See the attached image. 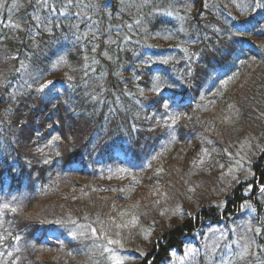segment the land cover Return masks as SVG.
<instances>
[{"label": "trees", "instance_id": "trees-1", "mask_svg": "<svg viewBox=\"0 0 264 264\" xmlns=\"http://www.w3.org/2000/svg\"><path fill=\"white\" fill-rule=\"evenodd\" d=\"M48 4L57 11L0 0V205L17 209H0V261L112 264L107 246L125 264H258L235 253L254 235L249 220L264 219V8L256 0ZM160 97L181 114L175 140ZM238 161L255 175L230 173ZM133 214L135 226L111 223ZM101 227L123 247L107 245Z\"/></svg>", "mask_w": 264, "mask_h": 264}, {"label": "snow or ice", "instance_id": "snow-or-ice-1", "mask_svg": "<svg viewBox=\"0 0 264 264\" xmlns=\"http://www.w3.org/2000/svg\"><path fill=\"white\" fill-rule=\"evenodd\" d=\"M38 2L45 9L51 8V11L53 13L57 11L55 6L48 4V0H38ZM72 4H73V0H65V9L70 8L72 6ZM256 6L264 8V4H261L260 0H256ZM67 14H68V12L66 10L61 11V15H67ZM75 15H80V13H75ZM169 15H170V13H169ZM34 18L39 20V17H34ZM37 26H39V25H37ZM14 27H18V26L14 25ZM241 27H243V26H241ZM167 62H168L167 60L161 61V63H164V64H166ZM69 79H71V77H69ZM158 79L159 78H157V81H158ZM231 79H234V77L229 78V80H231ZM229 80H224L223 84L226 86L229 83ZM51 83L52 82L49 81L48 84H41L36 90L38 92H43L44 89L46 87H48ZM160 90L161 89H160L159 83L158 82L155 83L152 87V91L155 92L158 97L160 94ZM158 102L162 104V107L164 109V115L166 117L165 126L169 129V135L171 137V140H175L176 137H175V133H174V128H175V125L177 124V122L180 120L181 114L180 113L169 114L170 104L163 97H160ZM168 121H170V123ZM157 123H159V121H157ZM59 139H60V137L58 135H54L51 137V140L48 143H49V145H51L54 141H58ZM39 151L42 152L43 149H39ZM261 151H264V149H261ZM205 155H207V153H205ZM155 158H158V157H154V159ZM245 158L246 157H242V159H245ZM44 162L48 163L49 161L46 159ZM197 163L198 164H204L205 160L203 158H201L198 162H194L193 166L196 167ZM221 167H223V166L221 165ZM238 170H244L246 172L245 179H247L250 176L255 175V173L252 172L251 169H243V165H241L239 161L237 162V168L236 169H230V173H234L235 171H238ZM121 171H123V170H121ZM232 179L237 180L238 177L235 175H232ZM137 183H138V181H137ZM121 191H124V189H121ZM158 191L159 190L157 189L156 192H158ZM189 191H194V189H190ZM221 191H225V190L221 189ZM259 191L261 193H264V185H262L259 188ZM221 206H222V204L217 205V207H221ZM242 207H247L251 210V212L253 214L255 213V209L252 208V206L250 204L242 205ZM9 208H10V205L8 203H4V204L0 205V209H9ZM10 210L12 212H16L17 209L16 208H10ZM128 214H129L128 212H121L119 215L121 217H123V216H126ZM2 215H3V211H0V216H2ZM161 215H164V213L161 212ZM172 215L179 216V218L182 219L184 214L182 211H174L172 213ZM138 220H139V217L136 216L135 214H133L132 219L130 221H124L121 223H117L116 220L113 219L111 221V223L116 228H126L129 226V224L135 226L138 223ZM0 223H2V222H0ZM57 223H59V222H57ZM72 223H75V221H73ZM97 223L103 224L104 222L97 220ZM88 228L90 229L91 234L93 236H96L98 229L91 227V225H89ZM99 231L104 233V238L107 240V245H117L119 247H123V244L121 243V241L119 239H111L108 236L107 232H104L103 227H101V229H99ZM246 231L250 232V233H254V235H252L251 237H248V236L243 237L242 239L244 240V243L242 245H240L239 242H237V244L239 246V251L235 253L236 258L240 261H244V260L248 259L249 256H251L254 262H258V264H264V255H262V254H264V244H257V239H256L257 237L264 239V219H260L258 221V226H255V227H253L251 225V221L249 220ZM70 235L73 237V239H75L77 233H76V231H70ZM150 235H151V231L146 230L145 231V239H148L150 237ZM6 238L7 237L3 233H0V241H4ZM14 239L18 242L20 237L17 236ZM254 245L260 249V253H257L256 251L253 250ZM16 251H19V249H16ZM104 251L112 254L110 257L112 260V264H125L124 259L119 257L118 255L114 254L111 248L104 246ZM0 255H3V253H0ZM8 255L11 256L12 253H8ZM69 255H71V253H69ZM141 255H144V253H141ZM188 255H195V251L193 249H188L185 253V256H188ZM0 264H3V262L0 261Z\"/></svg>", "mask_w": 264, "mask_h": 264}]
</instances>
